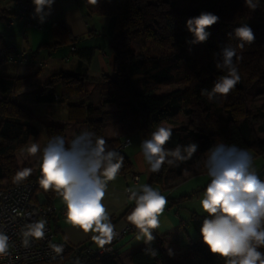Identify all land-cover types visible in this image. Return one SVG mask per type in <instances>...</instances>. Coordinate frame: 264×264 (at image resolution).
Returning <instances> with one entry per match:
<instances>
[{
  "label": "trees",
  "instance_id": "16d2710c",
  "mask_svg": "<svg viewBox=\"0 0 264 264\" xmlns=\"http://www.w3.org/2000/svg\"><path fill=\"white\" fill-rule=\"evenodd\" d=\"M228 1L217 0L207 10H186L177 8V0H151L147 3L140 0H97L94 3L95 13L113 21L114 35L110 42L113 76L93 80L85 73L57 75L55 79L62 83L60 102H65L70 96L86 97L89 90L84 88L85 84L89 88L97 85L101 91L102 102L98 108L85 106L84 103L69 105L67 122L83 124L87 131L105 138L106 124L121 126L126 121H132L146 139L150 138L151 132L158 125L166 124L173 130L171 140L166 145L168 149L175 148L177 144L186 146L194 142L198 145L194 156L181 163V167L203 164L207 151L217 142L235 144L252 152L255 157L263 156L264 138L257 139L253 129L254 119L247 109V91L252 84L257 83L260 92L264 93V0H259L255 11L248 8L244 0H240L239 7L231 14L223 8ZM201 12H211L219 17V21L207 29L210 36L206 42L191 44L189 42L194 37L188 31L186 22ZM15 17V12L9 8L0 10V22H10ZM242 24L252 28L255 41L240 49L237 47L239 41L234 38V29ZM52 29L59 42L67 41L68 33L62 23H54ZM213 30L226 37L230 46L237 49V55L242 57L238 61L234 57L241 79L226 97L209 101L201 94V89L211 90L217 77L224 74L216 68L223 48ZM229 33H233V37L230 38ZM131 35L153 42L161 52L158 51L156 55L136 54L127 42ZM15 52L0 37V68ZM206 61H214L215 68L209 65L206 68ZM34 79L35 76H0V184H11L19 172L26 170L25 167L18 168L15 153L30 138L36 140L38 136L34 117L15 99V93L29 86ZM68 79L77 83L69 85L66 83ZM54 100L53 93L37 95L33 99L34 102L45 103ZM105 105L115 106L116 111L104 112ZM179 116H199L205 130L183 127L179 124ZM258 116L262 118L263 114L259 113ZM43 130L47 143L57 135L65 138L64 127L61 125H43ZM106 142L109 150L117 151L119 142ZM118 152L124 157L118 175H126L131 172V162L126 154ZM181 174L180 166L173 171L165 164L160 172L151 174L148 185L162 188L163 184ZM259 178L264 181V175ZM26 179L31 178L22 180ZM38 190L43 193L47 205L58 195L54 190H43L40 185ZM198 221L201 224L202 218ZM153 235L155 240L151 244L143 243L123 258L116 250L112 255L102 258L83 257L74 261L73 257H69L73 252L69 248L66 259L74 264H227L226 258L210 252L201 234L186 242L183 262L168 254L165 235L155 232ZM148 248L156 250L157 255H146L145 249ZM259 250L264 252V248Z\"/></svg>",
  "mask_w": 264,
  "mask_h": 264
},
{
  "label": "clouds",
  "instance_id": "9594fccd",
  "mask_svg": "<svg viewBox=\"0 0 264 264\" xmlns=\"http://www.w3.org/2000/svg\"><path fill=\"white\" fill-rule=\"evenodd\" d=\"M54 2L32 0L34 17L40 23L51 14ZM244 2L253 11L259 6V0ZM218 21L219 17L211 12H201L188 19L186 27L194 37L189 43L206 42L210 36L207 29ZM229 36L233 37V33ZM234 38L239 41L237 47L243 49L245 44L255 41V34L249 25L242 24L234 29ZM220 56L216 68L224 74L217 77L211 90L201 89V94L209 101L226 97L241 79L234 62V57L237 61L242 59L237 55V49L226 46ZM172 134V128L161 123L151 132L150 138L142 140L140 149L150 172H160L165 164L179 167L197 152L198 145L194 142L168 149L166 145ZM29 151L35 154L40 149L33 144ZM123 163L124 157L118 151L109 150L105 138L87 130L70 141L63 136H54L42 150L40 187L60 195L70 224L85 234L98 233L92 239L100 248L110 244L117 235L103 201L108 182L116 179ZM203 166L210 178L200 200V207L207 214L200 229L203 242L211 253L226 258L227 264H264V252L259 250L264 248V181L253 167V156L235 144L217 142L207 151ZM30 174L31 169L19 172L17 180ZM128 192L135 207L127 215V221L138 230L137 240L151 244L168 200L161 191L148 184L129 188ZM43 228V222L32 225L25 236L40 238L44 235ZM28 243L25 239L24 245ZM8 248L9 237L0 231V255H7ZM53 248L57 254L62 251L61 246L53 245ZM145 254L155 257L157 252L148 248ZM168 254H173L171 249Z\"/></svg>",
  "mask_w": 264,
  "mask_h": 264
},
{
  "label": "crops",
  "instance_id": "0c3cea01",
  "mask_svg": "<svg viewBox=\"0 0 264 264\" xmlns=\"http://www.w3.org/2000/svg\"><path fill=\"white\" fill-rule=\"evenodd\" d=\"M12 1L0 0V10L8 9ZM45 11L48 10L46 9ZM28 18L31 23L37 24L39 29L26 28L23 22L19 20H15L12 23L7 21L0 22V37L4 44L12 47L13 50L22 51L25 59L24 64L21 66L8 62L5 63L0 68V76L17 78L35 76L34 81L29 86L15 93V99L34 117L38 127V136L36 140L30 138L22 149L16 151L15 157L17 158V156L22 155L23 160L20 163L17 161L20 169L22 167H25L26 170L31 169V174L28 178H39L42 150L47 144L43 125L56 124L63 126L65 140L70 141L75 135L85 131L86 127L83 124H69L67 122L68 106L84 103L85 106L91 105L94 108H98L102 102L99 86L95 85L89 88L86 84L84 88L89 90L86 97L70 96L65 102H60L62 83L55 79V77L60 73H85L89 79L93 80H99L102 76H113V53L110 42L114 32L112 19L97 15L95 13V5L91 0H55L51 8V14L46 16L43 23H40L38 18L34 17V5L32 0H30ZM54 23H62L66 29L68 33L66 42H59L55 38L52 29ZM131 36L127 39V42L133 46L134 41ZM138 38L145 41L144 44L148 43L152 47L156 46L153 42L147 41L140 36ZM66 83L74 85L77 82L73 79H68ZM254 86L256 87L255 98H263L264 93L260 92L257 83L252 84L248 91ZM48 93L54 94V102L33 101L37 95H46ZM254 108L257 110L253 112L252 117L254 120L252 126L257 139L261 140L264 138V109L261 107ZM114 111H116L115 106H104V112L109 113ZM259 113L263 114L262 118H259ZM104 137L106 140L117 142L125 138L131 140L130 146L122 152L128 156L131 162L132 168L130 173L138 176V181L133 182L129 177L130 173L117 175L115 180L108 182L103 201L109 211L114 229L129 226L136 231L133 237L126 239L116 248L123 258L144 243L143 240H137L138 230L127 221V215L135 207V203L129 200L130 194L128 195L126 191L129 188H138L141 185L148 184L152 172L149 171V165L144 160L140 149V144L146 137L136 128L132 121H126L121 126L106 124ZM33 144L38 145L40 149L35 154L29 151ZM250 154L254 156L252 152ZM258 157H264V155ZM180 168L187 169L188 167H181L180 165ZM201 170L203 171L199 174L191 175L186 177V179L198 175L209 178L206 170H204V166ZM185 175L182 172L175 179L178 180ZM208 181L210 182V180ZM209 182H205L206 184L204 185L207 186ZM152 187L161 191L168 200L164 213L159 217L160 227L154 232L160 234L159 232L162 229H168L167 231L170 232L160 234L166 236L167 251L174 248L179 251V254L183 255L186 242L197 238L201 234L200 229L202 226L198 221L199 214L197 215L196 210L193 209L187 218L179 216L178 212L174 210L178 207L177 204L181 202L180 200L185 199L186 196L177 198V200L176 198H171L173 194L171 192L172 187L167 191H163L158 185H153ZM168 193L172 194L169 195ZM35 201L46 203L45 197L40 190L35 193ZM48 203L57 209L65 206L59 194ZM187 221H190L189 228H187ZM176 223L178 224L177 226ZM51 227L55 232V239L65 243L69 248L84 245L95 246L96 244L92 237L98 235V233L89 232L85 234L79 228L62 219H53ZM171 256L173 257V254Z\"/></svg>",
  "mask_w": 264,
  "mask_h": 264
},
{
  "label": "built area",
  "instance_id": "2783aa9c",
  "mask_svg": "<svg viewBox=\"0 0 264 264\" xmlns=\"http://www.w3.org/2000/svg\"><path fill=\"white\" fill-rule=\"evenodd\" d=\"M29 5L30 0H13L8 8L15 12V20L22 21L26 28L39 29V26L31 23L28 18ZM24 62L22 51H16L8 59V63L17 66L23 65ZM130 144L131 140L125 138L117 144L116 150L123 151ZM129 177L133 182L138 181L137 175L130 173ZM38 181L36 178L15 180L10 185L2 183L0 186V231L9 237L8 253L0 255V264H74L66 259L69 247L55 239L56 235L51 227L52 220L56 218L68 222L65 217V206L57 209L52 205L35 201ZM126 192L129 195L128 190ZM206 216L207 214L202 218L201 226ZM41 222L44 223L42 237L25 236L32 225ZM114 231L117 235L110 244H106L103 248H100L97 243L95 246L72 247L73 252L69 257H73L76 261L83 257L102 258L112 255L119 244L136 233L129 226L114 229ZM25 239L29 241L27 246L24 245ZM53 245L61 246L62 251L59 254L55 253Z\"/></svg>",
  "mask_w": 264,
  "mask_h": 264
},
{
  "label": "rangeland",
  "instance_id": "374dc122",
  "mask_svg": "<svg viewBox=\"0 0 264 264\" xmlns=\"http://www.w3.org/2000/svg\"><path fill=\"white\" fill-rule=\"evenodd\" d=\"M148 1H151V0H140V2H142V3H147ZM216 1L217 0H177V8L186 9V10H192V9L207 10L210 7H212L216 3ZM240 2H241L240 0H229L227 5L224 6L223 8L225 11H228V13L231 14L234 10H236L239 7ZM213 33L217 37L222 48H224L226 46H230L226 37L218 35L217 32L214 30H213ZM131 38H133V41H134L132 49L136 54L145 53V54L156 55V53H158L159 50H158L157 46L152 47L151 44H148V43L144 44L145 41H143L141 38H138L134 35H132ZM159 52H161V51H159ZM208 65H209V67L215 68L214 61H206L205 67L207 68ZM255 95H256V87L254 86V87L250 88L249 91H247V105H248L247 107H248L249 111L251 112L252 116H253V112L255 110H257L254 107H261L262 109H264V94H263V98L262 97H256L255 98ZM261 108H259V109H261ZM179 124L182 125L183 127L187 128V129H189V130H201V131L205 130L199 116H191V117L179 116ZM16 159H17L16 163H17V161H19V163H20L23 160L22 155L17 156ZM17 166H18V164H17ZM253 167H254V169L257 172L259 177L264 175V168H262V167H264V157H254L253 156ZM18 168H19V166H18ZM167 168L172 169L173 171H176L177 167H171V166L167 165ZM202 168H203V164H199V165L193 164L192 166L187 168V171H185V168H183V169H181L183 174L184 175L187 174V175L183 176L182 178H180L178 180L175 179L171 182H166L162 186V190L167 191L175 184L174 187L171 188V192L173 194L168 193L169 195L172 194L171 198L177 199V198L186 196L185 199L180 200L181 202H179L177 204L178 207L174 210V211H177L179 216H181L183 218H187L191 214L193 209L196 210L197 215L199 214L198 220L203 218L206 214L202 211V209L200 207V200L202 198L204 189L206 188V186L204 184H206L205 182H209L208 180H210V179L203 176V175H198L196 177H190V178L186 179V177H189V176L194 175V174H199L200 172H202L203 171V170H201ZM1 185L2 184H0V186ZM197 186H201V187L198 188ZM193 212H195V211H193ZM183 222H185V221H183ZM187 222H188L187 228H189V222L190 221H187ZM177 225L178 224L176 223V226ZM167 230L168 229H162V231H160L159 233L164 234L166 232H170ZM171 250L173 253V257H175L178 261L183 262L182 255L179 254V251L175 250L174 248H172Z\"/></svg>",
  "mask_w": 264,
  "mask_h": 264
}]
</instances>
